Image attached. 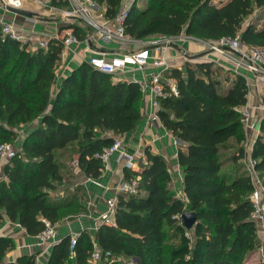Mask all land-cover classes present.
I'll use <instances>...</instances> for the list:
<instances>
[{"label": "trees", "instance_id": "trees-1", "mask_svg": "<svg viewBox=\"0 0 264 264\" xmlns=\"http://www.w3.org/2000/svg\"><path fill=\"white\" fill-rule=\"evenodd\" d=\"M95 1L112 19L124 0ZM220 1L147 0L141 8L135 0L127 11L125 31L134 39L183 33L211 41L239 33L243 44L264 48L259 17L243 23L255 9L264 13V0ZM68 4L51 0L60 8ZM79 24L68 29L83 40L89 30ZM62 39L53 37L46 48L29 50L27 43L3 34L0 24V143L11 144L16 130L29 126L14 156L0 157L7 159L0 178V221L17 223L32 237L44 229L43 218L57 225L70 211L82 209L77 198L81 185L63 197L55 194L64 182L61 158L75 155L77 168L88 178H98L103 166L95 155L142 119L144 93L139 83L112 81L87 61L52 91ZM218 68L210 61L186 62L164 73L175 80L178 93L159 99L158 117L183 144L176 158L185 201L171 189L165 158L144 148L145 163L140 162L138 170L123 169L124 180L138 177V191L117 195L115 225L102 224L93 235L85 229L78 233L73 262L91 264L92 238L114 258L137 257L139 264H243L259 248L258 224L251 218L252 185L242 162L246 135L240 108L247 103L249 87L241 74H234L224 87ZM261 102L264 105V89ZM260 129L264 133V117ZM263 133L255 138L250 154L260 177ZM227 162L231 168L222 171ZM189 211L196 222L186 229L181 215ZM69 242L66 235L54 243L46 264H69ZM15 247L13 237L0 235V264H36V254L8 260Z\"/></svg>", "mask_w": 264, "mask_h": 264}, {"label": "built area", "instance_id": "built-area-1", "mask_svg": "<svg viewBox=\"0 0 264 264\" xmlns=\"http://www.w3.org/2000/svg\"><path fill=\"white\" fill-rule=\"evenodd\" d=\"M27 1L28 0H0V8L7 10V7L10 6L17 9H23L24 4ZM67 1L69 4L64 8L65 13L81 22L89 32L83 40L78 39L71 30L66 32L62 39L63 47L60 54V60L65 58L67 52L75 51V49H71L73 45L78 46L80 43H84L86 50H89V45L93 42L94 38L105 44L113 41H121L126 43V45L137 42L136 39L132 38L125 31V19L130 5L122 7L112 19H108L104 16L100 5H98L95 0ZM0 24L2 26L3 34L9 35L11 38L18 41H22L26 37L28 38V41L32 40L33 33L21 32L13 24L4 22L1 18ZM176 39H193V37L183 33L177 36L157 35L143 41V46L139 49L115 54L108 58L104 53L88 55L86 61L92 68L107 73L113 77L125 73L128 71V67H132L133 70H143L150 66L156 68L155 71L149 74L148 78L145 76V78L138 81V83L143 93H147L149 97L148 109L145 114L146 121L148 123H160L158 117L159 99L171 94L177 95L178 93L175 80L164 76V73L171 68L166 53ZM47 41L48 40L38 41V48H46ZM202 41L205 42L204 40ZM208 42L213 52L232 63V70L236 74H241L245 79L248 78V75H251L252 80L255 79L258 82L261 81L259 83H261L264 88V81L261 80L263 76L260 77V74L264 75V69L262 67L264 63V48L243 44L240 41L239 33H236L232 37L224 36L215 41L208 40ZM149 47L153 49L152 54L149 52ZM59 66H62L61 69L63 68V65ZM59 72L60 71L57 72L58 75ZM240 112L245 131L254 127L251 111L247 104L240 108ZM124 141L125 138L123 135H116L113 138L111 145L95 155L102 162V172H105L109 168L110 159L113 154H116L117 160L123 163L124 168L131 170H134L137 155L139 154L143 158L141 152L127 151ZM251 147L249 148L250 152L245 149V156L242 160L252 185V190L249 194V199L252 203L251 218L258 221V223L264 227V185L255 169L256 160L250 156ZM14 154L15 151L11 144L0 143V157L10 158L13 157ZM73 162L77 166V162ZM137 179L138 177L136 179H131L130 181L122 179L114 187V196L105 200L104 210L98 215V217H96L92 226L89 228L81 227L79 231L69 234V257L71 260L69 264H76L73 262V258L74 246L76 244L78 233L85 229L93 235L97 228L102 224L115 225L114 214L116 211L117 195L119 193L135 194L138 191ZM42 222L44 223V229L36 235V238L39 243L45 242L51 246L58 242L60 238L57 237L55 225L44 218L42 219ZM92 235L91 237H93ZM92 243L93 250L88 259L89 263L96 264L100 261L109 262L110 259L114 258L110 251H102L93 238Z\"/></svg>", "mask_w": 264, "mask_h": 264}, {"label": "crops", "instance_id": "crops-1", "mask_svg": "<svg viewBox=\"0 0 264 264\" xmlns=\"http://www.w3.org/2000/svg\"><path fill=\"white\" fill-rule=\"evenodd\" d=\"M101 11H104V5L100 6ZM24 9V8H23ZM27 10V9H26ZM28 11V10H27ZM0 18L7 23L13 24L21 32L25 33H43L44 36H47L48 39L57 37L53 28H49V24L40 25L34 24L32 20H28L27 17L19 15L9 10H4L0 8ZM70 31V30H69ZM68 32V31H66ZM193 37V36H192ZM136 39L137 42L126 45V43L121 41H113L108 44L102 43L96 38L93 39V42L89 45L90 49L86 50L85 44L80 43L78 46L73 45L72 50L75 51L67 52V55L63 59V68L60 70L59 75L56 79V83L52 86V91L57 90L59 82L63 77L71 72L75 67H77L83 61H86L88 55L101 54L104 53L108 58L115 54H121L126 51L136 50L139 47L143 46V41L149 39ZM34 42V41H33ZM33 44V43H32ZM29 43V45H32ZM205 43L202 39L195 38L193 39H176L175 42L168 49L166 55L171 67L182 68L186 62L194 65L195 62L201 61H218L216 63L222 64L220 66L227 67L231 70V73H235L232 68L233 65L230 62V65H223L220 63L222 61L221 57L215 52H211L213 58H210V54L205 55L203 51ZM29 47V46H28ZM145 47V46H144ZM149 52L152 54L153 49L148 48ZM264 69V63L262 65ZM156 68L146 67L143 70L134 69L128 67V71L117 76H112V81L119 80H134L136 82L141 81L145 78H148L149 74L155 71ZM115 77H118L117 80H114ZM255 88L251 89V92L258 91L259 93V102L263 94V87L261 84H256L253 86ZM250 93V92H249ZM247 95V105L250 108L251 115H253V109L256 102L254 98H251V95ZM148 95L144 93L143 102H142V119L138 126L131 132L123 135L125 138L124 144L127 151L129 152H141V155H137L136 165L134 170H138L140 162L145 163L144 148L148 147L151 152L161 154L167 163V168L170 170V167H174L175 171H179V188L181 189V196L177 195L178 198L182 200L183 187H182V170L177 163V148L179 145H183L179 139L172 136L161 123H148L145 119V114L148 109ZM252 108V109H251ZM252 123L253 118H252ZM258 130L254 124V127L247 129L245 131V141L244 147L246 151H249V148L252 146L255 138L258 135ZM123 169L124 165L121 161H118L116 154H113L110 159L109 168L100 174L98 178H88L85 174L78 168L74 169L76 173L75 183H78L85 188V193L87 194L88 200L85 201L86 212L80 213L77 218L73 221H67V223H62L60 226L55 225L57 237L62 238L66 235L73 234L80 230L81 227L89 228L92 226L94 220L98 215L104 210L105 200L114 196V187L116 184L123 179ZM170 172V171H169ZM171 175V174H170ZM172 180V175H171ZM171 185V182H170ZM184 201V200H183ZM263 227L258 223V228ZM0 235L11 236L15 239L16 247L8 253L9 259L14 261L18 256L23 254H36V264H46L47 257L51 246L48 243H39L36 237L28 236L24 229L17 225V223H12L7 219L0 221Z\"/></svg>", "mask_w": 264, "mask_h": 264}, {"label": "rangeland", "instance_id": "rangeland-1", "mask_svg": "<svg viewBox=\"0 0 264 264\" xmlns=\"http://www.w3.org/2000/svg\"><path fill=\"white\" fill-rule=\"evenodd\" d=\"M134 1L135 0H124L122 7L129 6ZM219 1L220 0H214V3L217 4V3H219ZM146 3H147V0H138V5L141 8H144L146 6ZM23 8L25 10L27 9L28 11L32 12V16L27 17L28 20H32L34 24H38V23L40 25H44L46 23L49 24V28H53V31L55 28L56 31H54L55 32L54 35H56L57 38H59V39H61L63 37V35L66 33V31H69L68 26L70 24H72V23H80L81 24V22H79L77 19H74V18L70 17L67 13H65L64 8L52 6L51 0H28L27 2H25ZM256 17H259L257 20L258 24L260 26L264 25V13H263V11L260 12L257 9H255L251 14H249L247 17H245L243 23L245 24L249 20L254 19ZM154 36H157V35H154ZM154 36H151V37H154ZM40 40H48V37L44 36L43 33H37L36 32L35 34L33 33V37H32L31 41H28V38L26 37L21 42L27 43L29 46L28 47L29 50H35L38 48V41H40ZM204 41H205L204 42L205 45L203 47V51L206 52L205 55L210 54L209 59H211V58H213V56L211 55V52H213V50L209 46L208 40H204ZM29 43H31V44L33 43V44L30 46ZM139 48H141V47H139ZM139 48H137V49H139ZM221 59H222V61H220V63H224L223 65H230L229 63H227L228 62L227 59H225L223 57ZM209 61L215 63V65L217 67H219L218 72H219L220 78L223 80V86L224 87L228 86L231 83L232 79L234 78V74H236V73H231V70H229L227 67L220 66L222 64L216 63L218 61L214 62L211 60H207V62H209ZM60 62H59V65H63V60H60ZM61 67L62 66H58L57 72L61 70ZM213 69H216V68L213 67ZM261 76H263L261 78V80L264 81V75L260 74V77ZM247 77L248 78L246 79L247 80L246 82H247V85L249 87L248 93L250 92L249 94L251 95V98H254L255 101H257L256 102L257 105H255L253 112H252L253 113V115H252L253 122H254L257 130H258V133L262 134L263 132L260 129V123L264 117V105L262 104L261 99L259 102V93L260 92L254 91V94H253V92H251V89L255 88L253 86H255L256 84L257 85L261 84V83H259L261 81L258 82L255 79L252 80L251 75H248ZM226 78H228V79H226ZM117 79H118V77L114 78V80H117ZM28 128H29V126L26 125V126H20L18 128V130H16V133H17L16 137H15L14 141L11 142L14 151H18L19 140H21V138L25 135ZM263 135H264V133H263ZM72 157L75 158V155L73 156V154H70V156L66 155V156L61 158V160H63V164L65 167L62 173L65 176H64L63 184L61 186H58L57 191L55 193L59 197L65 196L66 195L65 193L68 189L70 191H72L76 186L80 185L78 183H75V180H74L77 176L76 173L74 172V169L77 168V166L74 164ZM6 161H7V159L0 158V178H2V165ZM230 168H231V164H228V162H227L224 164L222 171H227ZM169 171H170V174L172 175L171 189L175 193L176 196L178 194H179V196H181V189L179 188V173H178L179 171L177 170V172H176L174 167H170ZM260 178H261V181L263 182V185H264V177H260ZM77 198H78V203H80V205L82 206L81 207L82 209L70 211L69 215H65L61 219V221L57 224V226H60L62 223H65V222L67 223V221L71 222V221L75 220L80 213L86 212V211H84V210H86L84 203H85V201L88 200V197H87V194L85 193V188H83V191L77 192ZM182 200L185 201V197L182 196ZM256 224H258V221H256ZM257 236H258L259 241H260V246L257 250H255L254 252L250 253L247 256V258L245 259L243 264H264V229L261 226L259 228H257ZM7 259H9L8 254H7ZM115 262H120L121 264H139V262L136 261L133 257H131V258H129V257L112 258V259H110L109 262H106V263L103 262V264H114Z\"/></svg>", "mask_w": 264, "mask_h": 264}, {"label": "water", "instance_id": "water-1", "mask_svg": "<svg viewBox=\"0 0 264 264\" xmlns=\"http://www.w3.org/2000/svg\"><path fill=\"white\" fill-rule=\"evenodd\" d=\"M7 10H9L10 12H13V13H16V14H19V15H23V16H26V17H30L32 16V12L30 11H27L25 9H17V8H13V7H7ZM180 141V140H179ZM181 218L183 220V225L186 229H190L193 224L196 222V215L194 212H184L182 215H181ZM136 261H138V258L137 257H133Z\"/></svg>", "mask_w": 264, "mask_h": 264}]
</instances>
